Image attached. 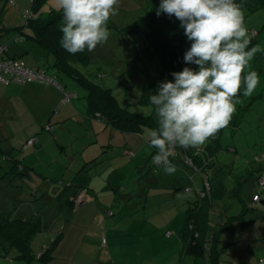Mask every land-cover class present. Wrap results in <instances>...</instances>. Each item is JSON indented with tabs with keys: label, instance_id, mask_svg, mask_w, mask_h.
Segmentation results:
<instances>
[{
	"label": "rangeland",
	"instance_id": "obj_1",
	"mask_svg": "<svg viewBox=\"0 0 264 264\" xmlns=\"http://www.w3.org/2000/svg\"><path fill=\"white\" fill-rule=\"evenodd\" d=\"M145 2L146 0H121L119 14L112 17L115 24L127 26L133 23L142 14L143 9L139 10V8ZM31 3L32 0H0V29L9 30L6 33L3 32L2 37L7 39L18 35L16 30L25 25V14L30 10ZM242 6L245 12V24L248 32L254 31L257 33V37L252 41L250 48L259 45L261 49H264V9L248 12L244 4ZM59 10L57 0H44L40 7V12L45 16L52 11L58 12ZM110 23L111 21H109L108 25ZM110 31L111 35L108 42L103 46H97L93 52L85 50L89 61L77 63L76 67L95 85H98L101 89L110 90L119 107L126 110L127 113H124L125 117L143 122L144 118L139 119L134 115L148 117L154 112L150 103L141 102L143 94H141V90L138 87L132 86L134 78L130 77L127 73L128 69L134 70L137 67V62H135L136 47L134 44H126L127 42L124 40L122 34L114 28H111ZM18 36L19 43L17 45L10 43L9 52L17 55L16 57L20 54L24 61L31 62V64H35V61H37L36 65L41 67V71L46 72L49 76L54 75V70L44 60L45 54L43 50L34 42L28 40L26 34H19ZM248 71H256L258 73L259 84L255 91L241 102L247 108H242L243 120L240 123L239 129L235 132L227 128L224 129L221 136V144L224 147H228V151L220 152L217 157L219 162L223 164L235 163L237 167L264 164V52H258L254 59L249 62L248 67L245 69V74ZM55 80L60 86L64 87L66 90L64 92L76 93V99L74 98L72 102L77 103V109L80 112H77V114H82L83 116L84 113L85 116L89 114L88 92L85 88L64 73L57 75ZM12 101L14 103L16 101L19 102V98H12ZM69 103L71 102L68 101ZM9 114H5L7 120L4 123L8 124L14 131L17 130V134L11 138V145H14L16 153L22 154L21 163L25 167L27 174L15 176L14 173L9 174L12 164L3 159L0 154V210L12 212L13 218H41L44 224L48 226V230L37 234L31 240L30 247L35 254L49 249L45 258L56 257L57 264H64V261H60L63 258L58 255L59 251L66 245L67 240H64L56 248L61 241L60 239L54 248L51 249L53 241L57 237L54 236L52 238L51 233H62L64 221L68 219L71 213L68 206L62 204V199L57 198V195H60V190L62 184L66 182L65 180H69L71 177L77 175H73L76 168L71 169L68 174H65L66 167L68 168L70 164L66 158L63 159L62 155L71 154L68 145L79 146L84 139H88L90 136L85 135V133L87 131L91 133L92 126L86 130L87 122L84 118H79V116L75 119L66 118L64 126L71 132L60 130L58 126L53 133H49V140L45 145L26 147L27 133L29 131L28 119L22 117L19 121H12ZM104 124L102 123V126ZM140 125L141 130L139 133H131L130 135L116 133V141H114L118 145L123 144L127 139L129 140L132 148L131 155H133L130 161L131 164L121 169L125 172L130 169L133 170L130 176L122 172L123 176L127 177V179L131 177L130 182L134 180L133 176L136 174L140 176L145 175L139 167H149V160L147 159L152 153V149L148 145L150 139L149 132L152 129L144 124ZM102 126L100 127L101 129L95 128L97 132L95 137L99 140L100 144L107 141V131L105 133L104 130L108 127H104V130H102ZM83 134L85 135L84 137ZM91 141H94L93 137ZM3 143L5 142L1 143V148H4ZM60 146H66L64 154H61ZM158 173L159 175H163V181L171 179L172 175L165 174L163 168ZM90 174H94L91 169ZM255 191L263 192L262 188L258 186L255 188ZM179 192V207H170L165 213L160 212L159 214L151 213L148 210L150 214L148 223L154 226L148 227L146 225L147 228L142 231L144 233L140 238L121 239L118 241L116 244L118 248L114 249L113 252L116 264L194 263L192 257L180 255V248L177 250L175 243V239L183 226L184 213L187 208L185 200L187 199L188 201L192 198V195H184L183 191ZM81 195L79 202L85 200V195ZM261 196L260 202L253 204L255 210L251 211L244 219V222L250 221L248 225H251L253 222V225L255 224L256 226L262 221L260 216L264 215V204L261 203L264 202V193ZM169 204L173 205L174 201H170ZM227 205L229 206L228 216H236L242 210V204L237 200L227 201ZM114 214L109 220L126 219L124 214L127 213L123 209H118ZM123 225L118 224L119 229L123 230ZM59 226L60 230L58 231L57 227ZM93 228L95 229L96 226H93ZM261 228V233L257 234L259 239H255L251 243L247 254L244 253L242 264H264V219ZM161 229L163 234L166 233V237H161L162 233L159 235ZM167 229L169 231L165 232ZM250 230H252V227ZM232 241L235 240L233 239ZM103 247L107 246L104 245ZM53 253L57 255L53 256ZM6 255L3 251H0V264H47V262L51 261L50 258L48 261L44 260L45 262L37 259L23 262L14 259L12 254H8V258H6ZM82 258V255L79 254L78 259Z\"/></svg>",
	"mask_w": 264,
	"mask_h": 264
},
{
	"label": "trees",
	"instance_id": "obj_2",
	"mask_svg": "<svg viewBox=\"0 0 264 264\" xmlns=\"http://www.w3.org/2000/svg\"><path fill=\"white\" fill-rule=\"evenodd\" d=\"M43 1L32 0L31 8L25 14V25L16 31L18 35L26 34L28 40L34 42L43 50L45 54V58H43L54 70L56 77L60 73L67 74L69 78H72L85 88L88 92L89 115L96 118L101 124L105 123L103 126L114 128L122 135L139 133L141 130L140 124H144L151 129L156 128L157 123L154 113L148 117L134 115L139 119L144 118L143 122L125 117L124 113H127L126 110L119 107L110 90L101 89V87L88 80L79 71L76 67L77 63L88 62V54L84 51L72 55L61 47L60 40L63 34L60 31V24L63 12L60 9L58 12H50L47 16L43 15L40 12ZM160 3L161 0H146L143 6L139 8V10L143 9L142 14L130 25L115 24L113 18L110 19L111 23L108 25L110 29L114 28L122 34L127 42L126 44H134L136 47L135 62H137V67L134 70L128 69L127 73L134 78L132 86L141 90V94H143L142 103H150L149 97L158 92V86L161 82L173 81L174 77L171 75L173 72L182 71L184 67L197 68L196 65L186 64L184 61L185 53L191 47V41L185 35L181 22L175 16L170 17L165 13H161L158 16L157 10ZM236 3L244 4L248 12L264 9V0H236ZM7 31L9 30L0 29V45L5 44L7 46L5 56L16 58L9 52V44L17 45L20 41L19 36L15 35L12 38L5 39V37H2V33ZM249 34L252 43L257 37V33L253 31ZM73 94L76 95V93ZM245 97L247 96L240 95V102L236 105V112L233 114L230 124L226 127L233 132L239 129L243 120L242 108H247V106H244L241 102L245 100ZM224 129L220 130L214 139H210L202 150L194 148L185 150L179 146L175 147V155L169 157V160L173 164L177 161L180 163V168L185 171L186 178H188L185 183H176L169 188L162 189L156 185L158 190H162L160 193H151L152 186H148L146 192L145 189L137 191L136 185L132 186L131 193L129 195L125 193L124 197L120 198L118 206L119 210L123 209L124 212L128 213L133 210V205L130 206L127 203L128 198L131 196L134 198V204H138L142 198L141 203L143 205L145 201L155 205V203L157 204V199L161 197L160 195H166V198H162V203L168 199H174L180 206V195L175 196L177 192L183 191L184 195H192L190 200H185L187 208L184 213L183 226L178 236L181 243L180 255L192 257L193 264H242L244 253L247 254L251 243L255 239H259L258 235L260 232L250 230L243 225V221L251 211L255 210L253 204L259 203L262 197L261 194L264 193V184L263 186L259 185V181L264 179V164H259L258 166L247 165L246 167H237L235 163L221 164L217 159L218 154L222 151H228V147H224L221 144V136ZM36 142L31 147H38L37 139ZM1 143L0 154L3 159L12 164L9 174L14 173V176L26 175L27 171H25V167L21 163L22 154L16 153L15 149L6 150L1 148ZM148 143L150 144L149 141ZM105 145L103 144L98 155L80 168L83 167L86 170L85 165H94V162L101 155H107L105 154L107 153ZM151 149V173H158L163 166H156L152 162L156 149ZM231 151L234 152L233 149ZM186 160L189 161V164L185 163ZM143 176L145 177V175ZM252 177H256L255 188L257 186L261 187L263 192H256L254 188L251 202L247 203L243 199V192ZM139 178L140 176H137V179ZM71 179L73 180V177ZM71 182L69 179L63 183V190L60 195H57V198H61L62 204L67 205L68 209L72 211L85 202H77V197L86 188L79 189V187L73 185H70V187L64 186ZM186 190H189V192ZM172 196L175 197L171 198ZM254 197H257V202L253 201ZM230 200H237L242 204V210L236 216L227 215L229 210L227 201ZM138 212L140 213V211H137L133 212V214L137 216ZM108 213L113 216L111 211ZM138 217L147 219L148 216L140 213ZM47 230L48 226L44 224L41 218H13L12 212L0 210V251L7 254L6 258L9 257L8 254H12L17 261L29 262L33 259L43 262H45L44 260L48 261L51 257H45L49 249L35 254L30 247L31 240L37 234ZM61 235V233H51L52 238L57 236L51 249L59 242ZM233 239L235 241H232Z\"/></svg>",
	"mask_w": 264,
	"mask_h": 264
},
{
	"label": "clouds",
	"instance_id": "obj_3",
	"mask_svg": "<svg viewBox=\"0 0 264 264\" xmlns=\"http://www.w3.org/2000/svg\"><path fill=\"white\" fill-rule=\"evenodd\" d=\"M63 12L61 47L75 55L93 52L111 35L108 23L119 14L121 0H57ZM165 13L181 22L190 49L186 64L173 72V81L161 82L149 97L157 127L149 132L156 149L152 162L172 175L176 166L169 160L176 146L203 149L216 134L228 127L239 97L250 96L259 84L256 71L245 69L258 52L249 48L251 36L242 4L236 0H161L157 15Z\"/></svg>",
	"mask_w": 264,
	"mask_h": 264
},
{
	"label": "crops",
	"instance_id": "obj_4",
	"mask_svg": "<svg viewBox=\"0 0 264 264\" xmlns=\"http://www.w3.org/2000/svg\"><path fill=\"white\" fill-rule=\"evenodd\" d=\"M16 56L17 55H14V57ZM18 56L19 57L16 58H21L20 54ZM36 62L37 61H35V64L26 62V64L31 68L41 70V67H38ZM57 85L59 87L46 85L41 82L37 83L35 81L24 85L0 83V142H5L3 144L6 150L15 149L14 145H11V138L17 134V130L14 131L8 124L4 123L7 120L5 117L7 113H10L9 116L12 121H19L22 117L28 119L29 131L27 133V140L36 138L39 146H43L48 142L49 133H53L58 126L60 130H65L66 132L70 131L64 126L66 118L75 119L79 116V118L82 117L86 120V130L92 126V132L90 133L87 131V133H85V135L90 136L88 139H84L79 146H73V144L72 146L68 145V149L70 148L71 151L70 155L64 154L66 146H60L61 154H64L62 155L63 159L66 158L70 164L68 168L66 167L65 174H68L71 169L73 170V168H76L73 175H77L73 177V180L71 177L70 181L72 182L64 186L70 187V185H73L79 187V189L86 188L87 191L84 190L80 192V194L82 193L85 195V202L73 209L68 219L64 221L61 241L56 248H58L64 240H67L66 245L63 246L58 255L63 258L60 259V261H64V264H116V258L113 257V252L114 249L118 248V245H116L118 241L121 239L140 238L144 233L142 231L147 228L146 225H148V227L154 226L148 223L150 218L148 210H150L151 213L154 212L155 214H159L160 212L165 213L170 207H179V203L174 199H168L166 202L162 203V198H166V195H160L161 197L157 199V204L155 203V205H151L148 201H145L143 205L141 203L142 198L138 204H134V198L131 196L128 198L129 200H127V203H129L130 206L133 205V210L124 214L126 219L121 220V218H119L118 220H109V218L115 215V211L119 209L120 198L124 197L123 195H125V193L129 195L132 191V186L135 185L138 188L137 191L145 189L146 192L147 187L152 186L150 190L151 193H160L162 190H158L156 185L161 189L169 188L176 183H185L188 178H186L185 171L180 168L179 163L175 162L174 165L177 171L172 174L169 181H163V175H159V173L155 172L151 173V157H149L147 159L149 160V167H139L142 172H144L145 177L136 174L133 176L134 180L130 182L131 177L127 179V177L123 176V173L130 176L133 170L130 169L125 172L121 169L131 164L130 161L133 155H131L132 148L129 144V140L127 139L123 144L116 145L114 141H116L117 130L110 127L104 130V127L107 126H102L93 116L89 114L85 116V113L84 116L82 114H77V112L80 113L77 109V103L72 102L73 99L69 101L71 102L69 104L68 102L63 103V93H65L64 91L66 90L58 83ZM12 98H19V102L16 101L14 103ZM101 126L105 133L107 131V141L100 144L99 140L95 137L97 134L95 128L101 129ZM85 135L83 134V137ZM92 137L94 141H91ZM103 144H106L107 153L105 154L107 155L100 154V158L94 162V165L84 166L87 168L86 170L83 169V167L80 168L101 152ZM148 145L152 148L150 144ZM90 169L94 173L93 175L90 174ZM137 176H140V178L137 179ZM154 189L156 190L153 191ZM62 190L63 184L60 192ZM179 194L180 193L177 192L175 196H179ZM170 201H174V204H169ZM261 203L264 204V202ZM109 211L113 213V216L108 213ZM137 211H140L144 216H148L147 219L138 217L140 214L139 212L137 216L133 214V212L135 213ZM129 213L130 215L128 216ZM260 218L262 221L256 226L255 224L248 225L250 221H243V225L247 227L251 226L252 230H257L261 233L264 215H261ZM118 224H124V229H119ZM93 226H96V228L94 229ZM251 227L249 229H251ZM57 228L59 231L60 226ZM167 231H169V229L165 232ZM161 233L162 229L159 235H161ZM165 234L166 233H162L161 237L165 236ZM103 240H105L104 245L107 247H103ZM175 243L177 250L179 248L181 249L179 236L176 237ZM79 254L82 255L83 260L78 259ZM54 255L56 256L57 254L53 253V256ZM56 260V257H51V261L47 262V264H57Z\"/></svg>",
	"mask_w": 264,
	"mask_h": 264
},
{
	"label": "built area",
	"instance_id": "obj_5",
	"mask_svg": "<svg viewBox=\"0 0 264 264\" xmlns=\"http://www.w3.org/2000/svg\"><path fill=\"white\" fill-rule=\"evenodd\" d=\"M6 51H7V46L5 44L0 45V83L2 84L17 83L24 85L26 83L35 81V82L44 83L46 85L59 87L55 80L56 73L52 76H49L44 71L31 69L25 64L23 60L5 56ZM74 98H76L75 94H69L65 92L63 93L62 102L66 103ZM36 143H37L36 139L31 138L26 142V146L31 147L34 146ZM173 155H175V152L173 153ZM185 163L189 164V161L186 160ZM155 165L161 167V165H157V164ZM263 184H264V179H261L259 181V185L263 186ZM186 191L189 192V190ZM81 194H79V196L77 197V202H79L82 196ZM253 201L257 202L258 201L257 197H254ZM104 244H105V240H103V245Z\"/></svg>",
	"mask_w": 264,
	"mask_h": 264
},
{
	"label": "water",
	"instance_id": "obj_6",
	"mask_svg": "<svg viewBox=\"0 0 264 264\" xmlns=\"http://www.w3.org/2000/svg\"><path fill=\"white\" fill-rule=\"evenodd\" d=\"M255 181H256V177H252L247 183L246 187L244 188L243 199L247 203L251 202L252 192H253V189L255 188ZM81 201H85V200H81Z\"/></svg>",
	"mask_w": 264,
	"mask_h": 264
}]
</instances>
